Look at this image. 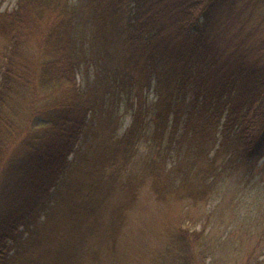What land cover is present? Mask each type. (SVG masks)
Masks as SVG:
<instances>
[{
  "label": "trees",
  "instance_id": "16d2710c",
  "mask_svg": "<svg viewBox=\"0 0 264 264\" xmlns=\"http://www.w3.org/2000/svg\"><path fill=\"white\" fill-rule=\"evenodd\" d=\"M258 8L264 0L0 10V264H87L97 234L112 236L106 212L122 210L120 191L171 187L185 160L252 172L264 157V40L248 44L249 28L230 45L241 12ZM119 110L131 118L122 131Z\"/></svg>",
  "mask_w": 264,
  "mask_h": 264
},
{
  "label": "rangeland",
  "instance_id": "374dc122",
  "mask_svg": "<svg viewBox=\"0 0 264 264\" xmlns=\"http://www.w3.org/2000/svg\"><path fill=\"white\" fill-rule=\"evenodd\" d=\"M16 1L0 0V10L12 9ZM243 20L246 27L234 36L231 48L249 28L248 44L264 40V8L246 9L238 19ZM119 113L122 131L131 118ZM262 160L252 172L240 164L214 173L204 154L196 164L181 163L186 174L175 175L171 187L162 188L163 179L158 187L147 181L136 186L139 193L130 200L120 191L114 206L122 210L106 212L107 222L116 219L112 236L97 234L98 252L85 257L87 264H264Z\"/></svg>",
  "mask_w": 264,
  "mask_h": 264
}]
</instances>
